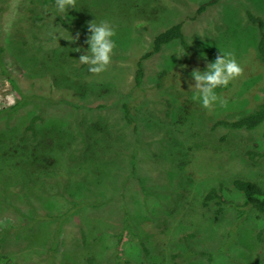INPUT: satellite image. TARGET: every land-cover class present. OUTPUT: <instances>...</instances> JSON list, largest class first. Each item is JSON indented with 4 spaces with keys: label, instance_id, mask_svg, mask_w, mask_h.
<instances>
[{
    "label": "rangeland",
    "instance_id": "obj_1",
    "mask_svg": "<svg viewBox=\"0 0 264 264\" xmlns=\"http://www.w3.org/2000/svg\"><path fill=\"white\" fill-rule=\"evenodd\" d=\"M41 4L50 8L49 0H0L4 62L17 86L0 74V264H264V216L215 217L214 205L201 204L219 184L240 201L235 178L264 190V157L245 156L264 152V122L213 128L264 96L258 29L246 16L264 21V0H76L63 13L54 5L69 25L78 22L75 32ZM94 20L116 30L112 63L99 75L78 61ZM174 23L189 48L173 42L144 59L142 90L134 89V60ZM219 50L233 52L244 73L215 90L227 107L208 110L192 99L191 73Z\"/></svg>",
    "mask_w": 264,
    "mask_h": 264
},
{
    "label": "trees",
    "instance_id": "obj_2",
    "mask_svg": "<svg viewBox=\"0 0 264 264\" xmlns=\"http://www.w3.org/2000/svg\"><path fill=\"white\" fill-rule=\"evenodd\" d=\"M32 2V1H31ZM50 4L48 8L45 5V8H43V4H41V7L43 9H53L56 21L60 24L62 28L67 30L68 32H75L76 29L79 27L78 22L75 23L73 26L69 25L68 21L63 18L60 13H58L56 10H54L55 0H49ZM34 3L35 6L40 7V5ZM215 1H212L211 3H207L204 5H201L196 10L197 14L202 13L205 8L209 4H213ZM248 23H251L252 25L257 26L258 29V41L256 43V51L258 53V56L262 59L264 62V21L257 17L250 12L246 13ZM79 40H81L79 38ZM173 42H178L181 47L184 49H188V45L185 41L183 32H182V25L181 23H174L173 25L169 26L168 28L164 29L163 31L156 34L152 39V45L150 47V50L145 52L140 57L136 58L134 60L133 64V81H132V87L137 90H142V80H143V69H142V61L149 57L150 55L157 53L162 46L164 45H170ZM6 52V47L3 46V44L0 41V74L7 80L9 85L13 89H17L16 81L14 80L12 74L8 71L6 64L4 62V54ZM168 74L165 71H162L159 75V79L163 82L166 81L165 79H168ZM100 80V79H99ZM163 84H158L156 87L158 89L162 88ZM94 87H98L96 84ZM262 98V99H261ZM259 102L256 100V102L252 103L251 106L248 108V111L245 114H242L239 118H236L234 120H217L213 128L216 127H223L225 129V132H231V131H252L256 129L258 126H260L264 122V96L261 97ZM16 107V106H15ZM14 107V108H15ZM97 108H103V105H98ZM123 112H124V118L128 125L131 126L133 130H135L136 124H135V118H133V114H131V109L128 104H123ZM38 116H35L32 121L30 122V125L28 126V130L32 133H36L34 130L33 124L38 119ZM43 134V131L41 132V135ZM48 135H53L48 131ZM83 144V142H82ZM84 145V144H83ZM87 145V144H86ZM85 145V146H86ZM55 149V150H53ZM50 148L49 150L56 151L58 150V145L55 144V148ZM83 151V150H82ZM82 151L79 153L81 154ZM83 152H89L84 150ZM245 156L248 158V160L256 163L259 159L264 157V152H257L255 150H245ZM91 157V153L89 156V160ZM88 161V157H85ZM93 158V157H91ZM32 163H35L36 161H31ZM91 164V161L89 162ZM31 166V163H30ZM91 177V172H89ZM92 180V178H91ZM74 182H70V186H73ZM77 189H79L78 185ZM232 188L236 192L237 196L241 198L240 201H236L233 199H227L225 196L226 192H229L230 189L225 187L222 184H219L218 187H212L210 188L202 197L201 204L203 207H209L211 204L215 206V217L220 215L225 210L233 211L235 215L239 217H244L246 214H252L254 213L255 217L258 218L260 216H264V190L255 182L244 179V178H235L232 180ZM98 202H91V206L97 205ZM261 234H258V237L260 238ZM256 240L259 242L260 240ZM122 239L119 238V242L121 243ZM138 244L141 247V250L145 253H147L148 249L144 245V243L139 239ZM120 245V244H119ZM178 255H171L172 259H175ZM91 263V258L88 259V264Z\"/></svg>",
    "mask_w": 264,
    "mask_h": 264
},
{
    "label": "clouds",
    "instance_id": "obj_3",
    "mask_svg": "<svg viewBox=\"0 0 264 264\" xmlns=\"http://www.w3.org/2000/svg\"><path fill=\"white\" fill-rule=\"evenodd\" d=\"M55 6L59 12H67L69 8L76 7V0H55ZM90 35L87 36L85 43L89 46L84 54L79 56L81 64L88 65V71L94 75H99L107 71L112 63L116 42L113 39L116 35L115 27L108 20L97 23L90 21L87 26ZM80 34L71 40H79ZM65 39V38H64ZM68 40V39H66ZM76 52H81V48H76ZM244 73L243 66L235 58L231 51H220L214 62L206 65V70L199 68L193 69L191 76L195 81L189 84V89L193 91L192 99L201 103L202 107L212 110L219 103L220 107L226 108L228 102L215 91L220 87H227L235 79Z\"/></svg>",
    "mask_w": 264,
    "mask_h": 264
}]
</instances>
